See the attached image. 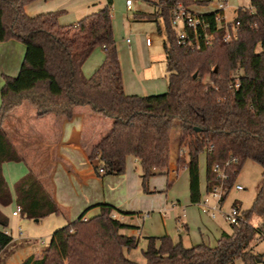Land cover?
I'll use <instances>...</instances> for the list:
<instances>
[{"label": "trees", "instance_id": "trees-1", "mask_svg": "<svg viewBox=\"0 0 264 264\" xmlns=\"http://www.w3.org/2000/svg\"><path fill=\"white\" fill-rule=\"evenodd\" d=\"M37 0H0V43L16 40L25 53L16 76L3 75L0 89V206L11 204L12 196L4 180L1 165L21 161L6 137L2 124L7 115L28 103L37 117L52 113L70 118L72 110L88 107L97 116L111 120L107 134L94 148L90 159H97L98 177L121 175L126 159L137 162L140 188L148 194V180L167 176L172 130L178 123L179 154L176 170L186 168L192 204L200 198V154L206 158V189L219 182L212 173L214 164L228 157L237 164L227 170L224 184L228 190L246 161L261 168L260 182L252 206L240 211L230 233H222L216 245L184 247L168 235L147 238L142 252L145 264H233L237 258L255 264L263 255L249 252L251 242L261 235L250 223L264 216V0H250L249 8H239L232 23L217 22L220 12L202 15L208 22L207 41L198 49L176 44L171 27V9L176 2L185 7L195 0H156L154 14H138L140 20H161L164 33L167 89L148 96L127 95L112 32L110 7L106 5L74 24L61 26L62 13L48 12L28 16L25 6ZM235 36L225 40L227 32ZM95 48L103 51V60L86 78L82 66ZM212 146L210 153L206 152ZM19 216L40 221L60 211L51 195L31 172L13 186ZM98 214L55 230L41 256L28 257L21 264H137L125 256L138 245V238L124 230L132 226L116 216H131L110 204H99ZM7 218L0 212V226ZM20 244L0 232V264H5Z\"/></svg>", "mask_w": 264, "mask_h": 264}, {"label": "crops", "instance_id": "crops-1", "mask_svg": "<svg viewBox=\"0 0 264 264\" xmlns=\"http://www.w3.org/2000/svg\"><path fill=\"white\" fill-rule=\"evenodd\" d=\"M47 1L48 0H37L33 3L41 4ZM155 1H153L155 5L154 12L144 14L155 13L157 10ZM249 7L250 0H227V7L224 11L219 13V16L226 24L232 23L239 8ZM187 8L190 12L201 16L219 12L217 0H195V3ZM45 10L47 11H36L39 13L27 15L33 17L42 13L52 12V9ZM226 10H233L234 17L232 21H227L225 15L227 12ZM60 18L61 17H58L59 25L66 26V24H70L60 22ZM16 43L15 40L0 43V75L2 76L14 77L17 75L19 65L15 64L13 59L10 60L11 52L16 49L15 45H18ZM98 49H100L101 52H99ZM95 53H97L95 60L86 67L89 58ZM100 53H102V55ZM102 60V49L95 48L82 66L83 75L86 78L90 77L100 66ZM147 71V69L143 70L142 73L144 77L142 80L134 77V79L130 80L132 82H130L122 76L123 88L127 95L148 96L161 94L159 92H162L160 91L162 86L152 75H149ZM164 79L166 80V72L164 74ZM2 84L3 82L0 78V87ZM110 127L111 120L93 114L88 107L74 108L70 118L67 119L57 117L52 113L37 117L35 110L30 105L25 106L24 104L7 115L2 124V129L21 161L5 162L1 165L4 180L12 196V202L8 206H0V212L8 221L6 228L0 226V232L10 235L12 241L20 244V246L13 251L5 264H21L22 261L28 257L34 256L38 258L41 255V241L37 243V239L33 236L36 232V229H34L36 228L35 225L38 224L39 221L27 222L26 236H22L20 232L17 235H13L15 226H17V229L21 228L19 225V216L12 215L16 206L13 186L28 172H31L39 179L59 208L60 214L57 218L61 219L59 220L60 222H58V220L55 222L54 220H48L53 217L52 215L45 218L48 221H52V225L49 227L50 236L55 229L59 228L58 226L63 227L74 222L84 212H86L85 218H91L97 215L98 208L96 206L99 204H110L123 212L134 214L131 216L119 215L118 217L121 222L133 227V229L125 230L124 234L137 238L141 236V228L135 225L133 221L135 217H141V210H143L144 206L146 208V199L140 188L137 162L132 158L134 167L133 172L125 165V171L121 175L98 177L94 171L97 159H90L94 148L107 134ZM178 154V143L176 140H173V144L170 148L168 174L167 176H162L166 179L168 185L174 184L179 178L176 170ZM126 160H128V158ZM183 170H185L188 177L186 168H183ZM205 188L206 174L204 189ZM199 189L201 194L200 176ZM153 190H155V188ZM148 200L152 202L153 199L150 196ZM189 203L194 205L190 202V197ZM151 205L152 204H150V206ZM159 214L161 216L165 215L161 209ZM184 227L186 228V225H184ZM162 236L164 235L158 237ZM178 242L181 243V240Z\"/></svg>", "mask_w": 264, "mask_h": 264}, {"label": "rangeland", "instance_id": "rangeland-1", "mask_svg": "<svg viewBox=\"0 0 264 264\" xmlns=\"http://www.w3.org/2000/svg\"><path fill=\"white\" fill-rule=\"evenodd\" d=\"M153 1L155 0H133L131 9L127 10L125 0H112L110 7L112 32L123 78L125 77L127 81L134 79V77L142 80L144 77L142 72L144 69H147V73L149 72L148 74L152 75L162 86L160 89L162 92L159 93H164L167 89L166 80L164 79V33H159L157 30V26L161 30L163 29L162 22L161 20L156 22L154 20H140L136 18L138 14L154 12L155 5ZM105 5L106 0H48L46 3L35 4L32 2L26 5L25 13L35 15L39 13L36 11H47L45 9H52V12L61 11L62 13L59 16L61 17L60 22L71 24L76 23L86 15L96 12ZM225 15L227 21L233 20V10H228ZM146 39H149L151 42L149 47L146 46ZM16 42L18 45H15L16 49L11 52L10 60L13 59L15 64H18L20 68L25 53V46L19 41ZM98 50L101 52L100 49ZM96 54L91 55L86 67L95 60ZM100 54L102 55V53ZM0 78L3 82L2 75H0ZM23 104L29 106L26 102ZM177 136L178 123H175L172 130V139L176 140ZM126 167L131 172L134 171L132 157H128V160H126ZM198 167L202 194L205 190L206 174V158L203 153L199 155ZM260 174L261 168L258 164L246 161L236 177L233 186L226 194L221 204L220 213L216 215L215 219H211L208 215L203 214L197 204L191 205L189 203L188 177L185 170L180 169L178 171L179 178L172 185H168L166 179L162 176L150 178L147 185L149 193H142L146 199V208L144 206L143 210H141V217L133 219L134 224L141 228V236L138 238L137 247L129 251L125 250V256L137 264H145L142 252L147 247V238L158 237L160 235H168L173 243H178L181 240L184 247L195 246L199 243L208 244L213 247L216 245L222 232L230 233L231 231L230 223L223 218V214L230 213L232 204L236 203V206H239L241 211H247L251 208L258 190ZM236 185L242 186L243 190L236 191L234 188ZM154 188L155 190H153ZM150 196L153 199L152 202L148 200ZM150 204L152 205L150 206ZM160 209L165 213L164 216L159 214ZM52 216L48 220H54V222L58 220L60 222L59 220L61 219L57 218L58 215ZM116 217L119 219L118 216ZM48 220L45 218L40 220L35 225L36 228H34L36 232L33 236L37 239V243L44 241V244L40 246L42 250L48 245L51 237L49 227L52 225V221ZM27 222L28 220L20 218L19 225L21 228L17 229V226H15L13 235H17L20 232L22 236H26ZM250 223L255 227L263 226L264 216L259 218L252 217ZM184 225H186V228ZM58 227L60 229L62 226ZM249 252L255 256H264V232L262 237H256L251 242ZM233 264L250 263L246 259L237 258L233 261ZM255 264H264V257L262 261Z\"/></svg>", "mask_w": 264, "mask_h": 264}, {"label": "built area", "instance_id": "built-area-1", "mask_svg": "<svg viewBox=\"0 0 264 264\" xmlns=\"http://www.w3.org/2000/svg\"><path fill=\"white\" fill-rule=\"evenodd\" d=\"M133 0H125V6L127 9H130ZM227 7V0H217V8L219 12H222ZM171 18L170 23L171 27L175 32L176 44L180 47L198 49L201 42L207 41L211 36L208 35V22L201 15H196L189 11L181 2H176L171 9ZM217 22L223 21V19L218 16L216 18ZM235 36V29L233 32H227L225 35V40H230ZM146 45H150V40L146 39ZM212 146H208L206 149L207 153L212 151ZM238 160L235 157H228L223 164H214L211 168L213 174H215L218 184L213 186L210 190L205 188L204 193L200 194L199 201L196 203L200 208L201 212L205 215H208L209 218L215 219L216 215L220 213L221 204L224 200V197L228 193L224 182L228 178L227 170L233 165L237 164ZM236 191H242V186L236 185ZM213 202V203H211ZM13 216L19 215V207L16 205L14 211L12 212ZM240 216V211L231 207L230 213L223 214V218L228 221L230 224H237L238 218ZM87 218H83L82 221H86ZM261 231V235L257 237H262L264 232V225L256 227ZM41 244H44V241H41Z\"/></svg>", "mask_w": 264, "mask_h": 264}]
</instances>
